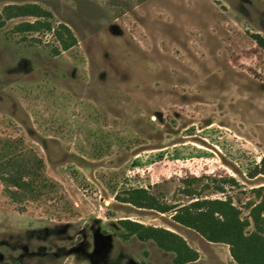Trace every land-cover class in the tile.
<instances>
[{"label":"rangeland","instance_id":"1","mask_svg":"<svg viewBox=\"0 0 264 264\" xmlns=\"http://www.w3.org/2000/svg\"><path fill=\"white\" fill-rule=\"evenodd\" d=\"M258 36L264 0H0V176H41L16 197L0 178V264H175L123 220L179 235L189 264H238L172 217L219 200L256 231ZM139 189L173 209L123 201Z\"/></svg>","mask_w":264,"mask_h":264},{"label":"trees","instance_id":"2","mask_svg":"<svg viewBox=\"0 0 264 264\" xmlns=\"http://www.w3.org/2000/svg\"><path fill=\"white\" fill-rule=\"evenodd\" d=\"M33 25L29 24L28 28H34ZM255 41L264 49V38L258 36ZM23 158L24 155L18 154L14 156L13 162H20ZM38 162L39 165L43 166L41 161ZM261 164L264 166V159ZM25 176H28L29 179L24 180ZM39 177L41 178L39 173L29 166H24L16 172H4L0 176L9 188L14 187L18 190L11 192L15 197L21 196L19 192L27 190L31 194L37 193L40 189ZM123 201L141 208H155L161 213H167L173 209L157 204L155 198H152L143 189L135 190L127 200ZM263 213L264 197L260 204L252 209L251 217L256 231L250 234L245 232L250 223L248 220L240 219V211L231 202L219 200L197 201L184 207L181 211H175L172 218L177 223L194 229L210 242L228 244L231 255L238 264H264V239L259 234H264V228H262L264 223ZM120 225L128 234L135 235L142 241L154 240L161 249L174 253L175 264H189L198 260V253L190 248L182 237L169 230L146 226L130 220H123ZM257 259H260V261H257Z\"/></svg>","mask_w":264,"mask_h":264}]
</instances>
